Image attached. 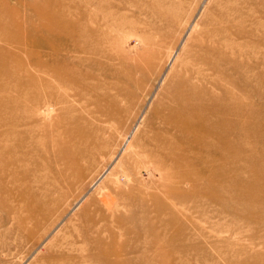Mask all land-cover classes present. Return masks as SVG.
I'll return each mask as SVG.
<instances>
[{"label":"rangeland","instance_id":"374dc122","mask_svg":"<svg viewBox=\"0 0 264 264\" xmlns=\"http://www.w3.org/2000/svg\"><path fill=\"white\" fill-rule=\"evenodd\" d=\"M0 64V264H264L248 153L191 185L163 156L191 93L264 154V0H0Z\"/></svg>","mask_w":264,"mask_h":264},{"label":"bare ground","instance_id":"6f19581e","mask_svg":"<svg viewBox=\"0 0 264 264\" xmlns=\"http://www.w3.org/2000/svg\"><path fill=\"white\" fill-rule=\"evenodd\" d=\"M47 12L48 11L44 10L43 15ZM39 13H42V10L39 11ZM2 70H4V67L0 64V73ZM188 91L193 92L194 90L189 89ZM217 98L203 95V98H200L201 100L199 98V100H197L195 95L191 93L178 100L173 108L168 109L165 122L168 126H171V129H175L176 133H178V135L176 134V139L173 138L175 139L174 141H177V144H174L175 142L169 144L172 142L170 139L168 145L166 144L167 148L165 147L164 149L163 147L164 150H160L164 151V157L168 158V160L169 158L172 159L173 165L175 162L177 164H183L182 175L184 177H182L189 179L190 185L196 183L192 182L196 179L194 178L196 176L200 177L199 179H207L209 178V174H212L214 175V179L207 180L210 182H218L224 180L229 172L233 174L237 173V168L226 170L225 172L221 170V173H213L215 170L210 169V167H212L210 164L211 157H213V159L216 157L221 161L224 156H227L230 158L229 164H234L242 154L248 153L245 162L247 163L246 169L249 172V178L247 177L248 179H246V181H242L241 179L234 181L231 186L236 190L237 195L242 197V199H239L243 201V204L264 200V154L258 153L261 146L253 145L250 146V149L248 150H245L244 146L248 141L245 139L247 134L251 133L253 130L250 125V119L240 120L241 109L236 105L237 102L236 104H226ZM205 101H209V103L206 104ZM243 117L244 116H242V118ZM159 153L162 155V152ZM182 159L183 162L179 161ZM220 165L223 166V164ZM222 166L221 168H224L225 165ZM193 167L198 168L195 175L188 170ZM197 182L200 181L198 180ZM251 212L252 211H246V214H251ZM107 255L108 253H105L102 257L104 264H123L109 261V256Z\"/></svg>","mask_w":264,"mask_h":264}]
</instances>
